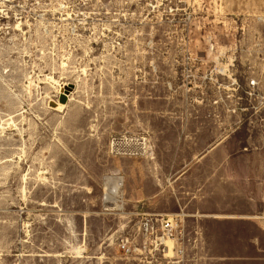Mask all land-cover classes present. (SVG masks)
Returning a JSON list of instances; mask_svg holds the SVG:
<instances>
[{"label": "rangeland", "instance_id": "374dc122", "mask_svg": "<svg viewBox=\"0 0 264 264\" xmlns=\"http://www.w3.org/2000/svg\"><path fill=\"white\" fill-rule=\"evenodd\" d=\"M261 118L264 0H0V264L226 263L201 185L264 164Z\"/></svg>", "mask_w": 264, "mask_h": 264}, {"label": "crops", "instance_id": "0c3cea01", "mask_svg": "<svg viewBox=\"0 0 264 264\" xmlns=\"http://www.w3.org/2000/svg\"><path fill=\"white\" fill-rule=\"evenodd\" d=\"M255 124L258 129L256 134L259 140L264 142V120L256 121ZM261 156L264 158L263 152ZM249 157L257 158L258 155L250 154ZM225 173V170L219 171V175H225ZM234 175L235 184L224 186L216 194L212 192L213 188L210 184L201 185V189L205 191L203 206L207 207L203 210L219 213L226 217L225 221L235 223L233 227L226 225L227 222L221 223L223 226L221 237L224 244L218 247L219 252L218 250L215 252H218L217 257L213 256V258L226 262L224 264H258L261 258L260 251L264 250L262 246H259L258 240V234L264 235V227L260 224V222L264 223L262 212L264 209V164L247 169L240 168L238 172H234ZM60 253L58 249L57 252L52 253V257L48 258H52L53 263L60 264Z\"/></svg>", "mask_w": 264, "mask_h": 264}, {"label": "built area", "instance_id": "2783aa9c", "mask_svg": "<svg viewBox=\"0 0 264 264\" xmlns=\"http://www.w3.org/2000/svg\"><path fill=\"white\" fill-rule=\"evenodd\" d=\"M263 118L259 119L263 122ZM256 123V122H255ZM113 192L105 194L103 198L104 201V211L112 213L116 210L117 204L113 202L114 197ZM140 221L138 230L140 234L144 237L145 244L154 243L155 245L165 246L167 241H173L175 237L178 236V223L174 218L157 217L155 218L152 214L142 213L139 214ZM118 250L123 254L124 257H131L136 254L137 251H142L140 247L137 246L135 242H130L129 239H121L117 244ZM181 253L180 250L177 254Z\"/></svg>", "mask_w": 264, "mask_h": 264}, {"label": "bare ground", "instance_id": "6f19581e", "mask_svg": "<svg viewBox=\"0 0 264 264\" xmlns=\"http://www.w3.org/2000/svg\"><path fill=\"white\" fill-rule=\"evenodd\" d=\"M7 101H9V102H10V104L12 105V101L8 100V98H7ZM24 179H26V178H24ZM111 179L113 180V178H112V177H107V182H109V183H110ZM116 180H117V179H116ZM113 182H114V181H113ZM116 183H118V182H116ZM115 185H116V184H115ZM119 185H120V184H119ZM116 189H118V187H117Z\"/></svg>", "mask_w": 264, "mask_h": 264}]
</instances>
